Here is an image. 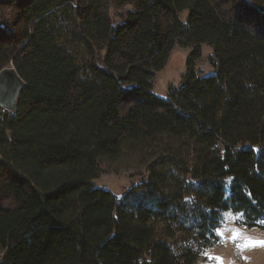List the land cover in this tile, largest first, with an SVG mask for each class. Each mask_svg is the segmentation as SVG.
I'll return each mask as SVG.
<instances>
[{"label":"trees","instance_id":"trees-1","mask_svg":"<svg viewBox=\"0 0 264 264\" xmlns=\"http://www.w3.org/2000/svg\"><path fill=\"white\" fill-rule=\"evenodd\" d=\"M175 46L186 70L159 99ZM9 67L0 264H197L222 213L264 229V0H0ZM130 159L147 178L120 200L94 186Z\"/></svg>","mask_w":264,"mask_h":264},{"label":"rangeland","instance_id":"rangeland-1","mask_svg":"<svg viewBox=\"0 0 264 264\" xmlns=\"http://www.w3.org/2000/svg\"><path fill=\"white\" fill-rule=\"evenodd\" d=\"M180 18L185 22L186 13ZM190 53L189 49L173 48L165 68L155 74L152 93L157 98H166L167 90L180 84ZM210 56L211 49L201 46V58L196 62V71L201 77L213 74ZM122 162L117 167H106L104 174L94 182L95 187L111 192L118 200L131 186L147 178L145 170L137 166V161ZM216 234L219 243L207 249L197 264H264V229L245 227L241 215L224 212Z\"/></svg>","mask_w":264,"mask_h":264},{"label":"water","instance_id":"water-1","mask_svg":"<svg viewBox=\"0 0 264 264\" xmlns=\"http://www.w3.org/2000/svg\"><path fill=\"white\" fill-rule=\"evenodd\" d=\"M22 81L12 67L0 71V109L13 113L23 92Z\"/></svg>","mask_w":264,"mask_h":264},{"label":"built area","instance_id":"built-area-1","mask_svg":"<svg viewBox=\"0 0 264 264\" xmlns=\"http://www.w3.org/2000/svg\"><path fill=\"white\" fill-rule=\"evenodd\" d=\"M2 112H4V111L2 110Z\"/></svg>","mask_w":264,"mask_h":264}]
</instances>
